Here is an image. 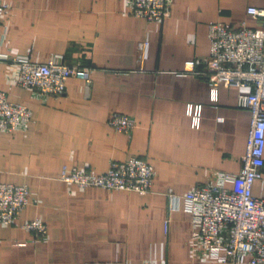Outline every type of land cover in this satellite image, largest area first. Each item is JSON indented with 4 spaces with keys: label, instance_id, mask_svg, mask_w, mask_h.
<instances>
[{
    "label": "crops",
    "instance_id": "0c3cea01",
    "mask_svg": "<svg viewBox=\"0 0 264 264\" xmlns=\"http://www.w3.org/2000/svg\"><path fill=\"white\" fill-rule=\"evenodd\" d=\"M169 1L170 14L149 22L131 0H2L0 55L87 68L91 82L71 76L63 93L43 96L18 84L17 62H0V89L32 113L0 131V182L29 189L20 217L0 223V264H231L192 247L183 196L241 169L251 113L237 97L248 89L220 86L212 97L202 74L208 25L259 26L247 8L264 0ZM188 59L196 72H183ZM190 105L200 106L197 125ZM114 112L135 119L130 133L110 125ZM130 156L156 171L146 194L61 178L73 168L101 174ZM252 192L264 198V167ZM32 219L45 234L24 229Z\"/></svg>",
    "mask_w": 264,
    "mask_h": 264
},
{
    "label": "built area",
    "instance_id": "2783aa9c",
    "mask_svg": "<svg viewBox=\"0 0 264 264\" xmlns=\"http://www.w3.org/2000/svg\"><path fill=\"white\" fill-rule=\"evenodd\" d=\"M132 13L147 21H161L170 14L169 0H131ZM7 5L0 0V19ZM247 13L257 19L259 26L245 22L239 26L214 21L208 25L209 55L205 74L212 97L216 99L220 86L247 88L239 92L237 106L250 110V126L241 169L237 173L221 172L212 182L195 185L185 195V209L192 217L191 245L202 249L206 256L231 264H264V198L252 192L253 183L262 177L264 167V8L249 6ZM15 61L20 66L18 84L34 89L40 95H58L64 92L66 81L75 76L91 82L87 68L70 66L50 59L40 63L28 57L0 55L1 61ZM184 73L196 72V61L188 59ZM199 73V72H198ZM188 113L197 125L200 106L188 107ZM31 110L10 101L0 89V131H12L31 120ZM115 131L130 133L135 119L114 112L109 120ZM154 167L139 156L124 161H113L109 169L95 174L73 168L65 170L61 178L80 187H104L146 194L151 191ZM231 186H226V183ZM171 198L170 210L175 207ZM29 200L26 185L0 182V223L12 224L20 217ZM172 201L174 202L172 204ZM27 231L45 234L46 225L39 219L22 224ZM248 259L244 260V256Z\"/></svg>",
    "mask_w": 264,
    "mask_h": 264
}]
</instances>
